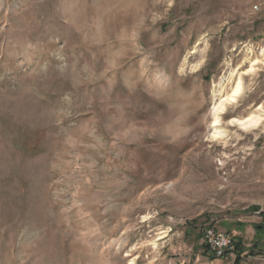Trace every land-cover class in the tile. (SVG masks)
I'll return each mask as SVG.
<instances>
[{"label": "rangeland", "instance_id": "obj_1", "mask_svg": "<svg viewBox=\"0 0 264 264\" xmlns=\"http://www.w3.org/2000/svg\"><path fill=\"white\" fill-rule=\"evenodd\" d=\"M206 226L264 264V0H0V264H199Z\"/></svg>", "mask_w": 264, "mask_h": 264}, {"label": "built area", "instance_id": "obj_2", "mask_svg": "<svg viewBox=\"0 0 264 264\" xmlns=\"http://www.w3.org/2000/svg\"><path fill=\"white\" fill-rule=\"evenodd\" d=\"M202 230L203 242L214 257L226 258L233 255L235 240L231 234L212 226H206Z\"/></svg>", "mask_w": 264, "mask_h": 264}, {"label": "bare ground", "instance_id": "obj_3", "mask_svg": "<svg viewBox=\"0 0 264 264\" xmlns=\"http://www.w3.org/2000/svg\"><path fill=\"white\" fill-rule=\"evenodd\" d=\"M241 84L240 82H237L236 86L234 87L233 91L231 92V94L228 95V97H226L224 99V101L230 100L233 101L235 100V98L239 95V93L241 92ZM223 101L219 104V106L216 109L222 108L223 107ZM215 109V110H216ZM259 120H261L260 116L255 115V114H251L247 117H244L243 119H238L236 120V123H238L240 126H242V128H247V127H255L258 125ZM118 128V127H116Z\"/></svg>", "mask_w": 264, "mask_h": 264}, {"label": "crops", "instance_id": "obj_4", "mask_svg": "<svg viewBox=\"0 0 264 264\" xmlns=\"http://www.w3.org/2000/svg\"><path fill=\"white\" fill-rule=\"evenodd\" d=\"M252 259H254V257H250V255H248L247 257H243V259L241 257V259L239 260V264H248V262L252 261ZM196 260L199 264H232V262L235 263L234 259L232 260L231 257H226V258L214 257L209 252V250L206 253L196 257Z\"/></svg>", "mask_w": 264, "mask_h": 264}, {"label": "trees", "instance_id": "obj_5", "mask_svg": "<svg viewBox=\"0 0 264 264\" xmlns=\"http://www.w3.org/2000/svg\"><path fill=\"white\" fill-rule=\"evenodd\" d=\"M251 246L253 248H251L249 253L247 254L253 255L254 253H261L258 248V244L256 242L253 241V243H251ZM236 249L238 250V252H237V256L235 257V262L239 264V260L241 259V256L239 255V253L242 251V249H240L239 246Z\"/></svg>", "mask_w": 264, "mask_h": 264}]
</instances>
